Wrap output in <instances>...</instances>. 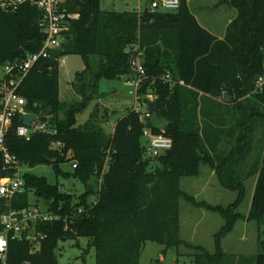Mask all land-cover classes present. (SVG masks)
Returning a JSON list of instances; mask_svg holds the SVG:
<instances>
[{
	"label": "trees",
	"instance_id": "16d2710c",
	"mask_svg": "<svg viewBox=\"0 0 264 264\" xmlns=\"http://www.w3.org/2000/svg\"><path fill=\"white\" fill-rule=\"evenodd\" d=\"M101 3L68 0L67 9L80 13L79 19L71 22L62 48L53 51L51 59L37 63L20 85L28 108L57 134L35 133L30 140L14 131L7 136L10 151L26 168L53 165L58 175L78 179L85 190L75 198L60 185L27 171L28 190L15 205H29L31 195L43 197L62 219L39 225L46 238L38 249L26 241L10 240L7 261L0 260V264H58L59 242L72 239L79 247L80 237L95 247L96 264H140L148 242L166 244L168 237L167 246L184 243L180 239L181 198L219 213L226 222L215 235V252L200 247L192 264H236L234 258L227 259L222 239L245 218L237 209L246 196L244 182L255 174L258 178L246 218L264 223V87L256 90V81L264 74V0H217V5L228 4L237 11L221 39L199 24L189 0H181L177 11L150 7L104 11ZM42 18V11L29 2L14 12L0 10L1 62L40 50L45 39ZM141 49L151 79L140 94L146 102L151 103L149 94L160 102L158 114L168 121L163 134L173 141L172 148L157 157L146 152L143 131L147 127L155 134L162 131L152 127L149 116L142 117L132 108L116 120L111 133L96 120L98 104L89 119L77 125V115L103 96L102 80L133 76L130 61ZM74 54L84 59V69L73 84L80 99L62 101L60 59ZM44 63L48 65L45 71L41 69ZM167 72L184 85L171 86L161 79ZM220 107L228 108L234 121L226 129L211 125L220 114L214 110ZM257 132L260 137L255 140ZM211 134L230 137L231 148L212 155L210 150L215 152L216 145L206 143ZM252 153L254 169L244 173L242 168ZM65 162L71 163L72 171L61 168ZM203 164L214 167L219 182L238 193L236 201L226 207L212 205L182 190L181 179L199 176ZM254 264H264V251L254 257Z\"/></svg>",
	"mask_w": 264,
	"mask_h": 264
},
{
	"label": "rangeland",
	"instance_id": "374dc122",
	"mask_svg": "<svg viewBox=\"0 0 264 264\" xmlns=\"http://www.w3.org/2000/svg\"><path fill=\"white\" fill-rule=\"evenodd\" d=\"M216 3L217 0H190V9L201 21L204 20L203 22L209 25L212 23L221 29L236 10L230 5L216 8ZM149 7V0H102L101 3V10L104 11L123 12L139 8L143 11ZM83 68L84 59L81 55L74 54L63 57L60 66V89L61 97L66 101L74 102L80 99L79 95L75 94L73 84L76 74ZM260 77H264V74ZM68 81H72L70 83L72 90L70 93L64 94L68 88ZM130 89L131 83L126 79L101 81L100 92L103 96L96 100L100 108L96 120L107 133L112 132V123L109 117L115 122L132 107L134 99L128 95ZM69 95H72L71 98L66 99ZM104 109L108 110L107 114ZM92 111L93 106L89 105L79 113L77 125L84 124ZM198 119L203 125L202 116H199ZM143 140L146 138L143 137ZM60 166L65 171H72L70 162L61 163ZM210 168V165H201L199 176L183 177L180 186L188 194L197 196V201L205 200L212 205L229 206L237 198V192L222 186L216 175V177L209 176ZM27 171L45 177L50 184L60 185L62 191L73 194L75 198L85 190V185L78 179H65L62 175H58L53 165L43 164L28 168ZM248 198L249 192L245 201L243 200V204L237 209L245 218L239 219L233 230L222 239V249L226 253L227 259L234 258L236 264H239L240 261H243L244 264H254V257L264 251V223L259 225L254 221L246 222L249 213L246 205ZM31 200H38L44 209L47 207L43 197L31 195ZM179 215L180 239L184 243L167 246L170 239L166 244L148 242L142 251L140 264H192L193 255L202 249L209 253L215 252V235L225 225L224 218L217 212L197 207L183 198L179 201ZM78 242L79 247L76 245V240L69 239L59 242L56 251L58 264H96L95 247L89 246V241L85 237H80ZM200 247L202 249H199ZM87 249L88 252L85 253Z\"/></svg>",
	"mask_w": 264,
	"mask_h": 264
},
{
	"label": "built area",
	"instance_id": "2783aa9c",
	"mask_svg": "<svg viewBox=\"0 0 264 264\" xmlns=\"http://www.w3.org/2000/svg\"><path fill=\"white\" fill-rule=\"evenodd\" d=\"M25 2H29L42 11L41 27L45 39L37 52L28 53L13 61H0V164L2 165V174H0V260L3 263L7 261L10 240L26 241L33 249H38L46 238V234L38 229L39 225L62 219L61 214L51 209L50 203H46L45 209L38 200L30 202L27 206L17 207L15 205L28 190L24 178L28 168L10 151L7 136L14 131L17 136L30 140L35 133L57 134L54 127L40 120L39 116L28 108V102L20 94L19 88L29 71L37 63L51 59L53 51L62 48L71 22L80 17V13L67 9L68 0H0V10L14 12ZM180 5L181 0H150L152 11H177ZM130 65L134 72L129 79L131 89L128 92V95L134 99L132 109L142 113V117H151L149 102H146L140 94L142 87L151 79L144 65L142 49L137 50L133 55ZM161 79L170 83L171 86L177 83L184 85L182 80L174 81L169 72ZM263 87L264 77H259L256 81V90L261 91ZM225 95L224 90L222 97ZM147 98L150 102L156 99L153 94L147 95ZM22 114H35L37 118L30 126H27L19 121ZM15 119L18 120L17 125H14ZM143 136L146 138V152L151 157H157L172 148V139L163 132L155 134L151 128L147 127L143 131ZM53 145L63 146L61 142H53ZM78 211L81 212L82 209L79 208ZM67 220L66 216L64 218L66 228ZM20 264L32 263L24 261Z\"/></svg>",
	"mask_w": 264,
	"mask_h": 264
},
{
	"label": "crops",
	"instance_id": "0c3cea01",
	"mask_svg": "<svg viewBox=\"0 0 264 264\" xmlns=\"http://www.w3.org/2000/svg\"><path fill=\"white\" fill-rule=\"evenodd\" d=\"M223 5H228V4H219V5H217V4H215V7L216 8H219L220 6H223ZM189 6H190V0H189ZM234 9V8H233ZM135 10H137V11H141V9L139 8V9H135ZM127 11H132V10H127ZM191 12H192V10H191ZM193 13V15L196 17V19H197V21L199 22V24L202 26V27H204L205 29H207L209 32H211L212 34H214L216 37H218V38H223L224 37V35H225V31H226V27H227V25L236 17V15H237V11L235 12V13H232L233 14V16H230L229 18H228V20H227V22L224 24V26H223V28H221V29H219L217 26H215L214 24H207L206 22H203L204 20H200L197 16H196V14L194 13V12H192ZM63 60V57L60 59V66H61V61ZM84 69V68H83ZM82 69V70H83ZM124 79H126V78H124ZM130 78H128V79H126V80H129ZM119 80H122V79H119ZM72 81H68V88H66V90L64 91V94H67V92H69L70 93V90H72V87H70V83H71ZM61 89H60V99L62 100V101H66L65 100V98H63V97H61L62 95H61ZM73 94V93H72ZM75 94H76V92H75ZM74 94V95H75ZM77 95V94H76ZM65 96V95H64ZM71 96L72 95H69L66 99H69V98H71ZM131 97V96H130ZM220 100H222L221 98H220ZM68 101V100H67ZM75 101H77V100H75ZM69 102H71V101H69ZM96 104H98L97 103V101H94V102H92L90 105H91V107L93 106V110H94V107H95V105ZM223 104H225L224 102H223ZM133 106V105H132ZM132 108V107H131ZM231 109V108H230ZM229 109V110H230ZM214 111H216L217 113H220V114H218L217 115V117L214 119V120H212L211 121V125L214 127V128H224V129H226V128H228L229 127V125L231 124V123H233L234 121L233 120H231V113L228 111V108H226V107H220V108H215V110ZM222 111H224V115H222ZM222 112V113H221ZM92 113V112H91ZM110 115V114H109ZM109 120L111 121V123H112V132L114 131V128H115V125H116V121L115 122H113L112 121V118H110L109 117ZM224 131V130H223ZM218 134H220V132H218ZM257 135H256V138H255V140L257 139V138H259L260 137V134H258V132L256 133ZM210 140H206V143L209 145V144H212V145H216V150H214L215 152H213V149H211L210 151H212V155H215L216 153H220V154H225L230 148H231V145H232V139L230 138V137H228L227 135L226 136H221V135H215V134H211V137L209 138ZM253 163H255V155L252 153V154H250L249 156H248V159H247V163H246V165L242 168V170H243V172L244 173H250L253 169H254V164ZM201 173V172H200ZM217 176V174H216V170H215V168L214 167H211L210 168V173H209V176H214V177H216ZM257 178H258V174H255L254 176H251L250 178H247L246 179V181L244 182L245 183V186H246V196H245V198H244V201H245V199H246V197H247V194H248V192H249V198H248V203H246V205H247V207H248V212H249V210H250V206H251V203H252V199H253V195H254V190H255V186H256V182H257ZM220 183V182H219ZM221 184V183H220ZM222 185V184H221ZM223 186V185H222ZM204 188V187H203ZM185 191V190H184ZM203 191V190H202ZM233 191V190H232ZM186 192V191H185ZM236 192V191H235ZM187 193V192H186ZM190 195V194H189ZM190 196H192V195H190ZM237 196H238V193H237ZM196 200H197V196H193ZM237 199V198H236ZM236 199H235V201H236ZM203 201H205V200H203ZM243 201V202H244ZM234 202V201H233ZM232 202V203H233ZM243 202H242V204H243ZM211 204V203H210ZM241 204V205H242ZM240 205V206H241ZM198 207V206H197ZM203 208V207H202ZM247 212V213H248ZM248 215V214H247ZM248 220H247V218H246V222H247ZM259 227V226H258Z\"/></svg>",
	"mask_w": 264,
	"mask_h": 264
},
{
	"label": "water",
	"instance_id": "95a60500",
	"mask_svg": "<svg viewBox=\"0 0 264 264\" xmlns=\"http://www.w3.org/2000/svg\"><path fill=\"white\" fill-rule=\"evenodd\" d=\"M47 63H44L41 66V69L45 71L47 69ZM160 102L154 101L149 103V110L151 111V117H150V123L153 128L164 132L168 126V121L162 117L159 116L158 110H159ZM37 116L35 114H22L19 118L20 122H23L25 125L30 126L32 121L36 120ZM53 162H56L55 160ZM169 241V238L166 237V242Z\"/></svg>",
	"mask_w": 264,
	"mask_h": 264
}]
</instances>
